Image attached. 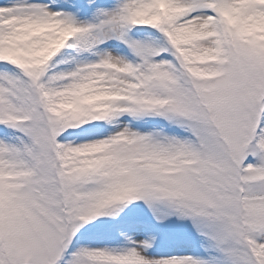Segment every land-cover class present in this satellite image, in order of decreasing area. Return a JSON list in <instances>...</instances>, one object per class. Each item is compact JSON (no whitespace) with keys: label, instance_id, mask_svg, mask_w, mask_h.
<instances>
[{"label":"snow or ice","instance_id":"snow-or-ice-1","mask_svg":"<svg viewBox=\"0 0 264 264\" xmlns=\"http://www.w3.org/2000/svg\"><path fill=\"white\" fill-rule=\"evenodd\" d=\"M0 264H264V0L0 5Z\"/></svg>","mask_w":264,"mask_h":264},{"label":"rangeland","instance_id":"rangeland-1","mask_svg":"<svg viewBox=\"0 0 264 264\" xmlns=\"http://www.w3.org/2000/svg\"><path fill=\"white\" fill-rule=\"evenodd\" d=\"M9 0H0V5L8 3ZM34 2L48 3L49 0H34ZM100 3H109L110 0H98ZM88 15L87 12L82 14L81 18ZM135 220L147 227V231L155 235V250L161 253H187L198 250L197 245L200 243L196 237L189 222L178 221L172 218L163 223H157L152 219L151 213L143 205V202H137L125 209L124 213L117 220L111 223L119 225L121 228L131 221ZM134 238H143V232L131 233ZM88 241V234L85 233L84 241Z\"/></svg>","mask_w":264,"mask_h":264}]
</instances>
